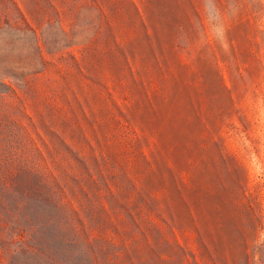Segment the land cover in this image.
<instances>
[{
  "label": "rangeland",
  "instance_id": "374dc122",
  "mask_svg": "<svg viewBox=\"0 0 264 264\" xmlns=\"http://www.w3.org/2000/svg\"><path fill=\"white\" fill-rule=\"evenodd\" d=\"M45 168L72 264H264V0H0V170Z\"/></svg>",
  "mask_w": 264,
  "mask_h": 264
},
{
  "label": "trees",
  "instance_id": "16d2710c",
  "mask_svg": "<svg viewBox=\"0 0 264 264\" xmlns=\"http://www.w3.org/2000/svg\"><path fill=\"white\" fill-rule=\"evenodd\" d=\"M70 181L49 168L0 170V264H72L74 249L93 250Z\"/></svg>",
  "mask_w": 264,
  "mask_h": 264
}]
</instances>
